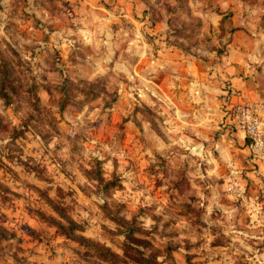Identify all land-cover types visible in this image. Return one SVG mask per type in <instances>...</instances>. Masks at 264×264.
Segmentation results:
<instances>
[{"label": "rangeland", "instance_id": "obj_1", "mask_svg": "<svg viewBox=\"0 0 264 264\" xmlns=\"http://www.w3.org/2000/svg\"><path fill=\"white\" fill-rule=\"evenodd\" d=\"M240 5L0 0V264H264V193L176 91L181 47L224 54Z\"/></svg>", "mask_w": 264, "mask_h": 264}, {"label": "crops", "instance_id": "obj_2", "mask_svg": "<svg viewBox=\"0 0 264 264\" xmlns=\"http://www.w3.org/2000/svg\"><path fill=\"white\" fill-rule=\"evenodd\" d=\"M232 1L235 2V0H227V2ZM244 1L245 0H237V2L241 4L240 9L238 11L236 10L231 16L228 15L231 17L230 19H235V21L233 20L232 25L229 26V29L233 26L235 37L227 40V48L224 54H220V56L213 53L211 56L209 55L205 57L204 55H200V53L195 54L188 52L185 47H181V56L178 55L176 62H181L183 64L182 68H184L185 71L182 72V75L184 76H180V73L177 74L179 79L176 80V82L178 81V88L176 91H181L179 89L180 86L185 87L188 93L197 95V97L194 98V101L201 106H203L204 103L202 101L207 102L211 99L214 102V106L209 104L211 107L210 114H206V117L203 116L202 119L199 118L198 122H202L206 126H214L219 130L224 129L225 132L222 134L224 142L233 141L234 143L236 142L237 145V150H234L235 147L231 146L228 149L226 156L230 158L234 156L233 161L238 163L236 158L240 155L239 162H241L240 164L243 172L247 174L245 184L249 183V188L252 192L258 190L264 193V156L252 151L243 131L229 120L226 115V109L224 110L225 103L231 104L232 102L245 101L247 99H260L264 97V82H261L260 80L259 82L257 81L258 76L255 77L257 72H254L253 70V62L257 60L263 61L264 59L260 46L264 44L261 40H258V38L255 43L252 39L245 37L247 36L246 30H250L251 27L253 28V31L257 30L255 29L257 24H255L256 21L259 23L258 28L264 30V23H262L261 15L259 16V19H257V13H260L261 5L254 8L248 5L247 1ZM129 8H133V6ZM261 10H264V3ZM141 11L143 12V10ZM263 12L264 11L261 13L263 14ZM223 14V12L216 13V16H221L220 18H222ZM251 14L252 17H254V22L249 19ZM213 15L214 14L212 13V20L214 19ZM162 19L155 21L151 19V22H155L154 25H157V22H162L166 24V27L170 28L168 17L165 20ZM220 22H223V25L226 26L225 20L219 21V23ZM240 33H243L245 36L240 37ZM221 42L223 43L222 40ZM210 60L222 64L220 65V73L217 76H213V73H208L209 71L206 72L203 69L204 63ZM184 77L186 79H183ZM181 78L184 81H182ZM202 95H206L207 97L203 98ZM226 132H229L230 134L228 135ZM249 198L251 199V196H249ZM252 200H248V204L250 205H247V210L261 206L260 204H253Z\"/></svg>", "mask_w": 264, "mask_h": 264}, {"label": "built area", "instance_id": "obj_3", "mask_svg": "<svg viewBox=\"0 0 264 264\" xmlns=\"http://www.w3.org/2000/svg\"><path fill=\"white\" fill-rule=\"evenodd\" d=\"M229 120L243 131L253 152L264 156V129L258 104L232 102L226 109Z\"/></svg>", "mask_w": 264, "mask_h": 264}]
</instances>
